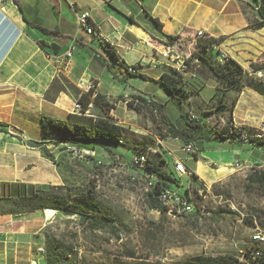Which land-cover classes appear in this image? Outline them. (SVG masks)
I'll return each mask as SVG.
<instances>
[{"label": "crops", "instance_id": "1", "mask_svg": "<svg viewBox=\"0 0 264 264\" xmlns=\"http://www.w3.org/2000/svg\"><path fill=\"white\" fill-rule=\"evenodd\" d=\"M42 1L4 0L0 3V125H3L0 126V264H47L46 234L53 219H46L44 211L48 208L44 207L45 204H50L58 191L69 192L74 198L81 180L78 174L80 169L88 171L95 162L98 166L102 164L99 160H105L111 152L115 153L104 149L107 153L104 154L102 148L96 147L95 150L86 151L90 158L86 162L78 159L81 156L77 155L72 145L49 144L47 148L54 157V161H51L45 156L43 148L37 150L26 146L27 141L43 142L40 131L42 117L67 120L69 115L76 114V98L88 93L91 88L95 95L106 97L115 106L134 96L163 104V99H158V95L160 89H166L158 80L170 73L171 69L160 64L162 59L157 61V54L163 45L169 43L168 37L193 41L192 37L200 31L208 38H224L222 43L227 48L232 44L242 48L249 47L248 41H254L257 32H264V29L256 31L250 28V23L257 18L251 0H44V4ZM34 10L38 14L35 19L43 21V24L29 18L28 11L33 13ZM77 12L90 15L105 42L100 43L79 31ZM40 13L49 25L39 18ZM50 15H54V19ZM154 20H158L161 26H157ZM28 23L57 30L59 36L42 34ZM70 26L75 28L72 33L67 32ZM74 41L77 51L85 56L78 62L74 61V57L70 66L59 72L54 57L63 54ZM40 43H44L46 48L42 49ZM52 45L60 50L52 51ZM142 45L148 49H139ZM109 48L127 66L139 62L138 75L145 76L147 84L158 83L161 88L155 94L134 91L113 102L101 90L100 82L103 71H109ZM131 53L136 54V58L128 63L126 56ZM230 54L233 60L241 64L232 51ZM156 69L160 72H155ZM90 83L93 87L86 86ZM193 83L194 87L206 86L199 79ZM247 91H252L251 98L256 104L251 110L246 108L243 118L239 120L235 111L241 96ZM197 93L193 92L192 95ZM228 94V100L232 101L235 93ZM241 96L236 107L230 111L227 104L225 113L229 112V122L235 127L258 128L264 122V96L249 88ZM95 112L91 105L89 114ZM33 126L37 127V133L32 131ZM11 130L19 132V135L12 134ZM177 141L182 142L170 136L159 140L157 151L167 163L164 168L173 172L169 164L174 167L175 161H181L198 181L202 180L199 176L202 168L200 153L198 160L194 158L196 167L186 166L188 159L176 153L180 143ZM165 155L169 160L165 159ZM231 161L229 158L228 163L221 164L222 168H218V171L235 168V163ZM198 164L200 166L197 167ZM34 193L42 195L43 199L31 198ZM27 202L31 203V207L23 204ZM58 215L56 210L54 219Z\"/></svg>", "mask_w": 264, "mask_h": 264}, {"label": "rangeland", "instance_id": "2", "mask_svg": "<svg viewBox=\"0 0 264 264\" xmlns=\"http://www.w3.org/2000/svg\"><path fill=\"white\" fill-rule=\"evenodd\" d=\"M42 2L44 4V0ZM28 16L40 22L35 19L38 17L36 10L33 13L28 11ZM44 17L39 14V18L49 25ZM50 17L54 19V15ZM40 24H43V21ZM74 31L75 28L72 26L67 30L69 33ZM248 42L249 47L240 48L237 44H232L228 48L223 46V50L231 59L232 51L244 71L252 72L254 67L264 69V32H257L254 41ZM191 43L192 41L182 39L183 57L193 53ZM139 49L148 48L142 45ZM84 56V53L78 50L74 61H82L80 59ZM135 58L136 54L132 53L126 56L128 63L134 62ZM108 59L111 68L109 71H103L100 82L101 90L107 93L113 102H118L121 96L124 97L134 91L155 94L154 92L161 88L158 87V83L147 84L146 79L140 77L129 78L132 80L129 82L123 68L111 58ZM128 65L138 68L140 63ZM137 71L139 72V69ZM155 72L159 73L160 70L156 69ZM181 74L190 92L197 93L198 90V93L191 95V99L181 104L178 98L160 89L158 99H163L168 120L181 128L184 127L187 115L192 114L207 128H221L229 124V112L223 111L222 104L221 95L224 88L218 84L217 79L195 62ZM196 79L201 80L206 86L194 87L193 82ZM252 96V91H247L241 96L235 111L237 119L243 118L246 108L251 110L255 107L256 103ZM232 101H227L229 111ZM123 102L116 103L112 117L125 129L124 144L121 146L106 144L101 152L107 154L104 150L106 149L116 154L111 152L105 160H99L102 164L97 166L95 162L93 168L88 171L80 169L78 174L81 180L78 190L74 193L76 198L86 197L101 209V215L116 220L118 224L115 228L119 232L117 234L109 230L92 232L87 229L80 216H67L63 213H59L57 218L53 219V224L48 230L50 236L61 241L66 247L73 248L75 254L71 257L75 260L74 263L192 264L193 259L197 257L225 255L236 257L243 263H254L264 258V186L249 182L250 175L259 171L264 172V148L228 141H204V151L202 149L199 154L202 166L199 176L202 180L189 182L187 177H183L181 185L172 186L183 198L192 197L195 213L174 215L167 212L163 215L149 208V191L143 175L132 167L130 160L133 157V148L145 143L148 146L149 157L156 164L159 163L162 159L154 152L159 149V140L170 136L168 127L161 114L153 107L136 103L130 108L125 99ZM31 128L34 133L38 132L37 127ZM253 129L264 133V122ZM201 135L208 134L205 132ZM178 145L176 153L188 159L185 165L196 167L195 155L184 151L186 145L183 142ZM173 154L175 155V152ZM77 155L81 156L78 159L82 161L90 160L85 153ZM229 158L235 163V168L232 167L225 172L218 171V168H222L221 164L228 163ZM165 159L169 160L168 155H165ZM236 163L241 167H236ZM169 165L175 172L173 165ZM69 195V192L55 193L57 198L63 200ZM130 254H133L134 258H130Z\"/></svg>", "mask_w": 264, "mask_h": 264}, {"label": "trees", "instance_id": "3", "mask_svg": "<svg viewBox=\"0 0 264 264\" xmlns=\"http://www.w3.org/2000/svg\"><path fill=\"white\" fill-rule=\"evenodd\" d=\"M251 1L254 5V9L257 12V18L250 23V28L259 31L264 29V0ZM154 22L157 26H161L158 20H154ZM28 24L40 30L45 35L52 37L59 36V32L57 30L45 29L32 23ZM179 39L180 37H168V42L169 44L173 45ZM222 41H224V38H207L204 40H198L197 51L186 60L185 64L186 66H189L192 62H194V59H198V65L201 68L207 70L217 79L218 84L224 88L223 94L221 96L223 100V111L226 112L228 110L227 100L229 92L236 93V98L233 99L231 106V109H233L237 105L238 98L246 88H249L259 95L264 96V83L253 77H250L249 72L244 71L242 66L233 59H229L224 63L218 62L215 57L211 55L210 46ZM40 46L42 49L46 48L44 43H40ZM108 52L113 62L123 68L124 74L127 76L126 80L133 77L146 78L145 76H139L138 73H129L127 70L128 66L125 65V63L122 62L120 58H118L116 53L110 48ZM107 66L109 69L111 68L109 63ZM261 69L263 68L254 67L252 70L257 71ZM158 83L161 84L169 94L178 98L181 104L189 100L190 96L192 95L190 90H188V85L185 83L182 74L176 70L171 69L170 73L162 75L159 78ZM92 89L93 88H91L88 93H82L76 98L77 103L80 104L82 108L81 114L69 115L67 120H57L46 116L41 118L40 131L41 139L44 142H47L53 146L68 144L72 145V147H75L78 150L85 151L95 150L96 147L105 148L106 144L115 146H121L124 144L125 129L118 125L111 115L113 110L116 108L115 104L110 103L106 97L100 94L95 95ZM53 90L54 88L52 91ZM49 96L51 97L52 93L49 94ZM136 102L153 107L161 114L162 119L168 127V134L171 138L179 139L185 145L191 143L194 144L196 148V153L194 154L196 160H198V153H200V151L203 149L202 143L206 140L250 144L254 147L264 148V133L258 132L251 127H235L230 122L221 128H207L197 118L195 120H190L189 116L194 115L188 114L187 118H185L184 127L180 128L178 125H175L168 120L165 106L163 104L153 100L147 101L142 97L134 96L132 97V101L128 103V106L133 108ZM91 105L94 106L96 111L93 114L88 113L91 110ZM205 132L208 134L207 136L201 135ZM245 140H247V142H245ZM147 148L148 146L145 143L142 145H136L133 148V156L138 153H148ZM43 151L48 159L54 161V157L47 147L43 148ZM158 156L162 160L156 164L154 160L150 158V161L148 162L145 169V173L155 175L160 179L159 185L156 186L153 192L149 193L148 195V206L151 210L165 215L168 209L162 207L159 204L156 195L160 192L161 187L172 188L173 185H181L182 179L175 176L172 171H167L164 168L167 166L166 161L163 160L160 154H158ZM194 180L197 181L198 178L192 174L191 182ZM249 182L253 185L264 186V172L259 171L258 173H253L249 176ZM40 197L43 199V196L38 193L31 195V198L35 199ZM23 204L27 207H31V203L29 202ZM44 207L55 209L59 213H63L67 216H80L84 223H86L87 229L92 232L104 230H109L114 234L119 232L115 228V226L118 224L117 221L101 215V209L92 204L88 199H86V197L79 196L76 198L75 196L74 198H71L69 195L66 200H63L55 196L51 203H46ZM111 224H113L112 227H110ZM46 246L47 264H75V260L71 257L72 254H75L73 248L66 247L61 241L50 236L49 232L46 234ZM129 257L134 258L133 254H130ZM193 261L194 262L192 264H264V258L259 259L254 263H243L238 258L230 255L221 257H197L193 259Z\"/></svg>", "mask_w": 264, "mask_h": 264}, {"label": "built area", "instance_id": "4", "mask_svg": "<svg viewBox=\"0 0 264 264\" xmlns=\"http://www.w3.org/2000/svg\"><path fill=\"white\" fill-rule=\"evenodd\" d=\"M4 0H0V3H3ZM70 6L73 7V4L70 3ZM77 26L80 32H85L90 37H93L94 39H97L98 42L103 43L105 42L99 33V31L95 28L94 24L91 21L90 15L88 13H80L77 12ZM204 32H197L192 37V43L191 46L193 47V53L197 51V43L198 40H204L207 39ZM181 46H182V38H180L178 41H176L173 45L167 43L162 46V50L158 52V60L162 59L163 61L160 64H163L164 66L168 67L169 69L176 70L180 74L183 73L188 66H186L185 62L186 60L193 55H187L186 57H183V53L181 52ZM77 51L76 43L75 41L72 42V44L68 47V49L60 55H57L54 57L55 65L59 72L64 71L67 69L71 61L74 58V55ZM214 51H216V54H214ZM210 53L215 57V59L220 62L224 63L231 59L228 54L223 50V43H216L210 46ZM99 59L100 56H97ZM195 63H198V59L193 60ZM140 67V66H139ZM139 67L135 66H128V72L135 74L138 73ZM250 77H253L259 81H262L264 83V69L257 70L249 72ZM84 86V85H82ZM86 86L93 87V84L90 83ZM130 100L126 101V104H128ZM138 103V102H136ZM81 105L75 104L74 112L76 114H81ZM89 113V112H88ZM87 113V114H88ZM190 120H195L196 117L189 116ZM247 142V140H245ZM78 153H85V150H78L75 149ZM184 151L188 154H195L196 148L194 144H188L185 146ZM154 154H160L158 151H155ZM161 155V154H160ZM150 161L149 153H138L135 154L131 159V165L133 168H135L137 171L141 172L143 175V180L146 182V188H154L159 185L160 179L155 175H150L145 173L146 166L148 162ZM174 168L175 173L180 177H187L188 179H192V174L186 169L183 162L181 161H175L174 162ZM100 165V163H99ZM236 167L240 168L241 165L239 163H236ZM133 182V181H132ZM203 193H201L202 195ZM158 198L159 204L167 209V201H179V210H168L167 212L174 215H191L195 213V206L193 204V199H184L183 196L179 195L173 188H160V192L156 195ZM182 205H191V213H183L182 212Z\"/></svg>", "mask_w": 264, "mask_h": 264}, {"label": "water", "instance_id": "5", "mask_svg": "<svg viewBox=\"0 0 264 264\" xmlns=\"http://www.w3.org/2000/svg\"><path fill=\"white\" fill-rule=\"evenodd\" d=\"M50 1V0H48ZM138 1H141V0H138ZM52 51L54 52H58L60 50L59 47H56V45H52L51 47ZM12 134H16V135H19V132L15 131V130H11L10 131ZM49 143L47 142H36V141H27L26 142V146L29 148V149H42V148H45L48 146ZM44 214H45V217L48 221H51L52 219H54L55 215H56V210L54 209H45L44 211Z\"/></svg>", "mask_w": 264, "mask_h": 264}, {"label": "bare ground", "instance_id": "6", "mask_svg": "<svg viewBox=\"0 0 264 264\" xmlns=\"http://www.w3.org/2000/svg\"><path fill=\"white\" fill-rule=\"evenodd\" d=\"M147 190L149 191V193H151L153 192L154 188H147ZM187 199H189V197ZM167 209L168 210H179V201H167ZM182 212L191 213V205H182Z\"/></svg>", "mask_w": 264, "mask_h": 264}]
</instances>
